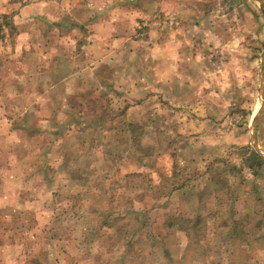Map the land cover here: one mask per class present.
Returning a JSON list of instances; mask_svg holds the SVG:
<instances>
[{
	"label": "rangeland",
	"instance_id": "obj_1",
	"mask_svg": "<svg viewBox=\"0 0 264 264\" xmlns=\"http://www.w3.org/2000/svg\"><path fill=\"white\" fill-rule=\"evenodd\" d=\"M24 2L27 3L29 0ZM17 3H21V0H8L10 6ZM223 3L229 5L230 12L236 8L241 23L259 22L264 19V12L255 5L253 0H223ZM212 6L211 3H206L202 4L201 8L208 11ZM15 11H17L15 8L7 13L0 11V45H4L6 38L8 40L7 45L0 49V128H4L10 121L5 118L6 115L13 117L15 105L12 106V100L22 97L23 101L26 99L30 101L31 96L39 94L51 100L52 95H57L55 90H52L53 94L48 93L46 88L41 86L47 82L44 76L36 80L34 65L40 67V63L35 60L29 62L22 48L19 50V55L16 54L18 46L16 37L19 33H17V25L13 23L14 18L10 17ZM5 29L8 31L5 32ZM259 31L258 27L257 34ZM52 40V35L49 38H40L39 47L51 45ZM84 43L82 41L76 49L80 50ZM253 43L259 42L253 41ZM262 48L264 43H261L259 48H253L254 54L249 60L250 65L257 59L256 53L264 56ZM28 51L32 52L34 49L29 48ZM41 56L44 57L42 54ZM23 63L26 64L25 72L21 70ZM25 74L29 78H24ZM14 86L21 88L15 91ZM260 98V65L257 64L248 72L245 91L240 96L239 106L231 108L219 121L223 124L224 120H229L233 125L230 129L231 139L227 148L218 152L201 149L194 167L179 170L175 163L169 162L168 157L154 160L153 148L138 146L142 129L135 120L125 119L128 115V106L115 114L109 112L110 116L121 113L124 117L121 120L125 124L124 129L126 133L131 134L126 136L125 151H116V148L111 145L113 136L108 142L111 145L109 147L105 144L106 135L102 132L89 129L83 133L78 143L86 147L84 149L86 152H81L78 148L75 149L76 151L73 150L71 154L73 161L69 167L77 176L87 172L86 179L77 178V187H80L81 191L84 190L83 186L86 183L87 186L89 183L92 184V189H89L86 195L87 204L89 205L91 198L94 201L102 198L108 204L106 208H110V212L114 213L116 209L118 210L119 216L115 215L114 219L117 221L119 218V221H112V227L121 230L119 237L123 236L128 225H134V223L141 225L142 231H147L149 235L160 238L169 237L170 257H165L161 246L153 243L149 236L142 234L134 239L133 248L127 254L126 260L130 259L132 264L137 262L139 264H243V259L238 257L233 247L235 241L242 243L246 235L241 228L245 226L243 222H240L233 232L235 237L232 239L231 205L235 197H239L240 204L237 203L235 217L241 216L245 211L252 213L250 211L252 206L260 210L261 215L264 214V163L250 143L251 122L259 108ZM96 109H98L96 114H100L106 110L105 103H102L100 107H94L92 112H96ZM106 114H108L107 110ZM40 119L42 118L39 116ZM32 125L35 126L36 123ZM4 137L6 139V136ZM68 139V137L65 138V142L60 143L59 146L68 147L75 143V139L73 141ZM1 140L0 136V157L3 158L6 157L8 148L2 146ZM257 144L264 154V109L257 126ZM177 145L179 150L187 148V144L180 143L179 139L169 141L168 147L173 149L170 153L172 158L178 154ZM251 151L256 154L263 167H257L256 170L250 168ZM133 153L136 157H133ZM4 161H0V164L3 165L4 171L8 172L12 169L17 170L23 163V160L13 161L10 162L11 166H8V159ZM244 178L255 179L252 184L251 182L248 184ZM18 179L19 181L12 185L6 182L0 183V264H33L30 262L31 253L28 252L30 246L28 243L34 239L33 233L39 234L38 231L42 232V237L39 238L41 241L57 242L55 250H51L54 264H87V260L91 259L89 257H92L90 254L93 253L94 260L100 256L102 249L98 247V244L94 243L93 246L88 247L82 240L87 236H83L80 225L93 226L97 222L94 215L82 216L86 211L83 208L82 196L76 195L75 201L68 204L69 198L64 201L57 199L59 198L57 193H51L48 186L46 191L44 184H40L35 191L31 190L29 184L22 183L19 177ZM157 179L160 180L159 183H156ZM1 180H3L2 174H0ZM158 185L162 186L160 190L162 198L158 191L152 189ZM253 189L257 194L252 191ZM38 192L45 196L44 199L47 200L45 205V200H40L36 195ZM244 192L248 194H241ZM253 193L256 199L257 195L263 197V201L255 202ZM157 197H160V202L165 201L163 208L159 207ZM79 202L82 207L78 206ZM247 207L250 209H246ZM80 212L83 213L77 219L75 214ZM121 212L124 215H120ZM166 212H169L170 216H166L164 214ZM108 217L109 215L106 219ZM183 219L186 220L184 223ZM250 219H252L251 216L248 220ZM178 224L185 229L184 234L176 233ZM111 233L110 230L106 234L108 242L113 238ZM186 234L189 243L181 257L178 244L182 238H186ZM177 256L180 257L179 260L176 259ZM209 256L212 259H209Z\"/></svg>",
	"mask_w": 264,
	"mask_h": 264
},
{
	"label": "clouds",
	"instance_id": "obj_2",
	"mask_svg": "<svg viewBox=\"0 0 264 264\" xmlns=\"http://www.w3.org/2000/svg\"><path fill=\"white\" fill-rule=\"evenodd\" d=\"M206 3L213 5L208 11L201 8ZM255 5H264V0H255ZM12 8L18 10L16 54L22 48L29 62L38 61L45 68L54 56L62 62L44 74L46 81L63 75L51 84L61 102V122L66 118V96L89 89L103 93L107 111L115 114L128 106L125 119L135 120L142 129L138 146L153 148L154 160L168 157L178 170L194 167L201 149L227 148L233 125L219 121L239 106L251 67L264 69L259 53L249 64L253 48L264 43V19L241 23L236 8L228 11L223 0H21L12 6L0 0V11ZM49 27L53 40L42 57L39 41ZM80 41L85 43L77 52ZM7 43L6 38L0 49ZM77 81L82 87L75 86ZM114 123L119 125V120ZM113 135L105 136L109 147ZM174 139L187 148L179 150L177 145L178 154L172 158L168 143ZM188 243L181 239V254ZM249 252L241 246L237 255L243 259Z\"/></svg>",
	"mask_w": 264,
	"mask_h": 264
},
{
	"label": "crops",
	"instance_id": "obj_3",
	"mask_svg": "<svg viewBox=\"0 0 264 264\" xmlns=\"http://www.w3.org/2000/svg\"><path fill=\"white\" fill-rule=\"evenodd\" d=\"M17 13L18 10L14 12V15H10V17L12 16V18H14L13 23H15V16L17 15ZM56 27L59 28V25H57ZM81 30L83 31L84 29L81 28ZM50 33L51 28L49 27L41 33V38H49V36L51 35ZM81 43L82 41L77 44L76 48H78ZM46 48H48V46L41 48V54L44 55V57L47 56V51L44 50ZM76 51L79 52V49H76ZM58 62L62 63L59 57H52L50 63L46 62L47 68L41 67V65L40 67H36V65H34L36 80L37 78H42L48 71V69L52 68L53 65L57 64ZM103 68L104 66L102 65L99 71L102 72ZM21 70L22 72L26 71V64H22ZM24 78L29 77L25 74ZM60 79H63V75L61 73H57L56 76L52 78V80H48L47 82L41 84V86H43V88H46V92L53 94L54 91H52L51 89V84ZM75 86L82 87V82L77 81ZM19 88L21 87H13L15 91H18ZM94 94V90L89 89L82 92L76 91L72 95L66 96L63 100V105L66 106V118L63 120V122L58 119V114L61 110V102L57 99V95H52L51 100L46 99L43 94H39L38 96H31L30 101L28 99L23 101L22 97H18V100H12V106L15 105V109L13 110V117L10 118L6 115L5 118L10 121L7 125L4 126V128H0V136L2 138L1 144L3 147L8 148V150H6L7 154H5L6 157H0V161L5 160L4 162H6L8 159V166H11V163L13 161L17 162L23 160V163L20 164L17 170L12 169L10 170V172L4 171L3 165L0 164V174H2L3 179L0 181V183L2 184L6 182L12 185L15 182L19 181V177L22 183L29 184L31 186V190L35 191H37L38 185L44 184L43 187L46 188V191V186H48L51 193H57V197H59L57 199L64 201V199L69 198L68 204L75 201V197H77L76 195L82 196L81 198L84 201L83 208H85L86 211H84V213L80 212L78 214H75L78 217L77 219H79L80 215H82L81 213H83L84 215L82 216L85 217H92L94 215L97 221L93 226H90L87 223V225H80L83 230V236H87L86 239L82 240L88 247L90 245L93 246L94 243H96L99 245L98 247L102 249V252H100V256H97V259L95 260L92 259L93 253L90 254V256L92 257H89L91 258L90 260L87 258V264H129L130 259L126 260V256L130 252L131 248H133L134 239L139 237L132 236L131 232L137 230L139 235H141L140 233L142 232V226L137 223H134V225H128L125 232H123V236L120 235L119 237L118 234L122 233L121 230L118 228L116 229V227H112V221H116L114 219L115 215L116 217L119 216L118 210L116 209L114 213L110 212V208H106L108 204H106L102 198H100L99 201H94L91 198V202L88 205L86 195L87 193H89V189H92V184L89 183L87 186L86 183V185L83 186V191L80 190V187H77V178L86 179L87 172L83 173V175L77 176L74 174L75 171L71 170L69 167V165H71L73 161L71 160V154L73 150L78 148V150H80L81 152H86V150H84L86 147H83L82 144H79L78 140L81 138L83 133L85 131H88L89 129L94 130V132H102L104 135H106L108 132H113L114 139L113 141L111 140V145L116 148V151H125L126 129H124L125 124L121 122V120L124 118L123 115L120 113L116 114L115 116H110L109 111H107L108 114H106V110L102 111L103 113L100 112V114H96L98 112V109H96V112H92V109L94 107H100L102 103H105V94ZM39 116L42 119L39 120ZM117 120H119V125L114 123V121ZM34 122L36 123L37 127L36 125H32ZM39 124L42 125L40 126ZM4 136H6V139ZM67 137L69 138L68 140L73 141V139H75V143L69 145L68 147L59 146L60 143L63 144L65 142V138ZM70 137L73 138L70 139ZM9 143L10 145H8ZM130 145L134 147L133 144ZM135 148L137 147L135 146ZM133 157H136L134 153ZM91 159L92 156L90 157V160ZM152 189L158 191L160 197L162 198V195L160 194L162 186L158 185ZM72 192H74L75 194H73ZM241 194L246 195L248 194V192H244ZM36 195L40 200L45 198L43 193L38 192V194ZM253 196L254 201L259 202V199H256L255 194ZM160 197H157L158 201ZM259 197L261 199L263 198L260 195ZM238 198L239 197H235V199L233 200L234 203L232 202L231 206L232 212L234 211L233 213H236L237 211V203L240 204V199ZM44 200L45 205L47 203V200ZM80 202L78 206H81ZM163 202L165 201H159V207L163 208ZM74 206L76 207V205ZM252 207L251 209L250 207H247L246 209H250L251 212H257L260 216V210H257L254 206ZM108 215L111 219H109V217L108 219H106ZM120 215H124L123 212H121ZM238 216H233V220H236ZM81 220L82 218L80 219V221ZM91 221L93 220L91 219ZM118 221L119 218H117L116 222ZM234 227H236V225L232 223V228ZM260 227L262 235L258 236V240H251V237L248 235L244 237L243 241H241L242 243L234 240L235 245L233 248L236 249L235 251H237L241 246H245L250 249L249 255L243 258V264H261V261L264 260V227L262 225ZM110 230L112 232L111 234L113 238L110 242H108L106 239V234H108ZM127 230L128 232H126ZM38 232L39 234L33 233L32 238L34 239L29 241L28 243L30 244V246L28 247V252L31 253L30 262L33 264H54V262H52L53 257L51 256V250H55L57 242L41 241L39 238L42 237V232ZM234 237L235 236L233 235L232 239H234ZM113 241L119 243L120 247L115 248V244L113 243ZM125 247L130 248L125 251ZM120 249L123 250L120 251ZM117 252H119V255L116 254ZM92 260L94 262H92ZM84 262L86 263V260Z\"/></svg>",
	"mask_w": 264,
	"mask_h": 264
},
{
	"label": "trees",
	"instance_id": "obj_4",
	"mask_svg": "<svg viewBox=\"0 0 264 264\" xmlns=\"http://www.w3.org/2000/svg\"><path fill=\"white\" fill-rule=\"evenodd\" d=\"M249 157H250V160H251L250 161L251 162L250 168H255V170H256L257 167H263V164L261 163V161L258 159V157L256 156V154L253 151L250 152V156ZM244 179L247 181L248 184L250 182L252 184V181L255 178H251V179L250 178H244ZM252 191L255 194H257L255 189H253ZM257 198L259 200L263 201V199H261L259 197V195H257ZM233 212H232V223L235 224L236 227L232 228V236H233L234 230L237 228V226L240 224V222H243L242 224L245 227L241 228V231L244 232V235H248V236L250 235V237H251L250 239L251 240H254V241L258 240V236L262 235L260 226L262 225L264 227V221H263L264 220V218H263L264 214L259 216L257 212L249 213L248 211H245L240 217L236 218V220H233V216L235 214ZM166 216H170V213L167 212ZM173 216H175V215H173ZM250 216H251L252 219L248 220ZM255 217H257V219ZM258 218H259V220H258ZM182 221L184 223V221H186V220L183 219ZM247 222H252V223H247ZM176 227H178V229L176 230L177 234L178 233H183L184 234L185 229L183 228V226L181 224L180 225L178 224ZM131 234H132V236H139V233H138L137 230L132 231ZM140 234L141 235L144 234L145 236H149L151 238V240L153 241V243L160 245L162 250H163V255L165 257H170L171 256V253H170L171 251H170L169 245H168V243H169V237L168 236H165L164 238L163 237L160 238L159 236L156 237L154 235H149V233L147 231H142ZM185 237L189 240L187 234L185 235ZM129 248L130 247H125V251H127ZM185 249H186V247H185ZM182 255L183 254H181V252H180L179 256L183 257Z\"/></svg>",
	"mask_w": 264,
	"mask_h": 264
},
{
	"label": "water",
	"instance_id": "obj_5",
	"mask_svg": "<svg viewBox=\"0 0 264 264\" xmlns=\"http://www.w3.org/2000/svg\"><path fill=\"white\" fill-rule=\"evenodd\" d=\"M253 1L255 2V0ZM259 9L262 12H264V5H260ZM262 73H264V69H262L260 66V97H261V89L264 88V83H262V80H264V76H262ZM263 109H264V101H262V99L260 98L259 108L251 122L250 143H251L253 150L258 155L259 159L264 163V154L259 149L258 144H257V126L260 121Z\"/></svg>",
	"mask_w": 264,
	"mask_h": 264
}]
</instances>
